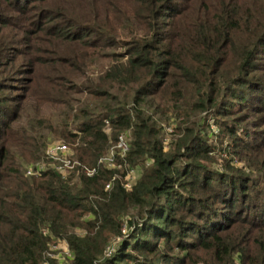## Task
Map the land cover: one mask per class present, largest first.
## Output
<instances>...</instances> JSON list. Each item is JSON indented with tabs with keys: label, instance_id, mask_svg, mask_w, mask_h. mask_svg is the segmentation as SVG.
Masks as SVG:
<instances>
[{
	"label": "trees",
	"instance_id": "16d2710c",
	"mask_svg": "<svg viewBox=\"0 0 264 264\" xmlns=\"http://www.w3.org/2000/svg\"><path fill=\"white\" fill-rule=\"evenodd\" d=\"M65 4L0 0V264H264V0ZM47 133L96 172L27 175Z\"/></svg>",
	"mask_w": 264,
	"mask_h": 264
},
{
	"label": "built area",
	"instance_id": "2783aa9c",
	"mask_svg": "<svg viewBox=\"0 0 264 264\" xmlns=\"http://www.w3.org/2000/svg\"><path fill=\"white\" fill-rule=\"evenodd\" d=\"M127 140L128 137L125 134H121L117 142L110 146L108 152L100 158V163L106 167H116L117 156L123 155L129 149ZM44 155L45 157L43 160H38L28 164L25 170L27 175L38 174L48 169H54L62 176H68L74 172H77L78 174L80 172H84L85 174L93 175L96 172L95 167L89 166L77 159L74 156V148L64 141L54 140L50 142L45 148ZM131 172H133V169L125 176V186L127 188H131L135 183L130 181ZM115 177L116 175L113 176V179ZM111 185L112 180L107 182L106 188H110ZM53 244L54 243L52 242L49 249L45 253L42 264H50V259L52 258L56 259L60 263L70 261L73 258L74 253L68 243L65 252L66 256L60 255L59 253H50V248Z\"/></svg>",
	"mask_w": 264,
	"mask_h": 264
},
{
	"label": "rangeland",
	"instance_id": "374dc122",
	"mask_svg": "<svg viewBox=\"0 0 264 264\" xmlns=\"http://www.w3.org/2000/svg\"><path fill=\"white\" fill-rule=\"evenodd\" d=\"M68 1H70V0H59V3H61L63 5H66L65 3H67ZM68 17L70 19H72V20H74V21L77 22L78 21V11H74V10L71 11V10H69ZM20 44H24L23 41H20ZM26 61H27V57H25V53L23 55H19V57L16 59V62H15L16 65L14 64L13 65V68L16 69V66H19L20 64H23ZM71 75L72 76H77L75 74H71ZM50 110H51V106L48 105V104H45L44 105V112L47 113V114H50L51 113ZM106 130L108 132H111V129H110V126L109 125H107ZM4 138H6L5 135H4ZM44 140H45L44 145H43L44 152H45L46 146L50 142H52L54 140H60V141L66 142V140L64 138H62L60 136H56V135L51 134V133H47L46 139H44ZM67 142H68V144H71V143H69V141H67ZM76 143H77V141L74 144H71V146L73 147V145H76ZM115 143H116L115 140H112L110 146L114 145ZM43 155L44 154H42V157L43 158L42 159L39 158V159L43 160L44 157H45V155L44 156ZM32 162H36V160H30V159L29 160H25L23 162V170L25 171L26 170V167L28 166V164L29 163H32ZM122 167H123L122 164L121 165L120 164H117V166H116V168H118L120 170L122 169ZM120 172L118 170L117 176L121 175ZM141 172H142V166L141 165H137L133 169V172L130 173V181L131 182H135L138 179V177L141 175ZM53 243L54 244L50 248V253H55V254L59 253L60 255L66 256V253L65 252H66L67 242L65 240H62V239H56L55 241H53ZM201 264H203V263H201Z\"/></svg>",
	"mask_w": 264,
	"mask_h": 264
}]
</instances>
